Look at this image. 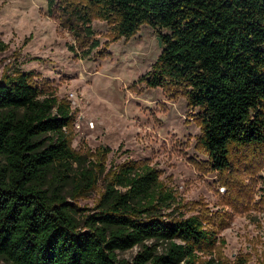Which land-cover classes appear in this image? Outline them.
Returning a JSON list of instances; mask_svg holds the SVG:
<instances>
[{"label":"trees","instance_id":"16d2710c","mask_svg":"<svg viewBox=\"0 0 264 264\" xmlns=\"http://www.w3.org/2000/svg\"><path fill=\"white\" fill-rule=\"evenodd\" d=\"M50 5L82 48L99 45L90 39L94 18L109 23L114 40L132 38L144 24L169 30L139 80L181 91L198 109L199 143L212 170L233 176L242 160L264 164V0ZM74 120L70 102L39 85L33 72L17 68L0 78V264H249L246 255L217 253V229L179 212L155 166L125 161L107 169L110 148H100L97 160L76 150ZM101 178L96 204L80 206L76 200ZM223 184L229 192L237 187L230 178ZM230 196L246 201V193ZM135 246L132 259L120 257Z\"/></svg>","mask_w":264,"mask_h":264},{"label":"rangeland","instance_id":"374dc122","mask_svg":"<svg viewBox=\"0 0 264 264\" xmlns=\"http://www.w3.org/2000/svg\"><path fill=\"white\" fill-rule=\"evenodd\" d=\"M92 29L91 42L99 45L82 48L50 0H0V40L7 44L0 50V78L17 68L33 72L39 85L70 102L76 150L97 160L100 148H110L104 158L107 169L125 161L155 166L173 190L179 212L201 215L217 229L218 254L228 260L243 254L249 264L264 262V164L242 160L233 176L212 170L199 143L198 109L181 91L139 80L152 70L162 52L158 37L169 30L144 24L132 38L114 40L101 18L93 19ZM225 178L234 179V191L223 184ZM104 185L101 178L76 202L94 206ZM230 193L239 198L246 193L241 202L246 207ZM140 248L119 255L132 259Z\"/></svg>","mask_w":264,"mask_h":264},{"label":"water","instance_id":"95a60500","mask_svg":"<svg viewBox=\"0 0 264 264\" xmlns=\"http://www.w3.org/2000/svg\"><path fill=\"white\" fill-rule=\"evenodd\" d=\"M158 39H159V45L162 46L163 43H162V38H161V36H159Z\"/></svg>","mask_w":264,"mask_h":264}]
</instances>
